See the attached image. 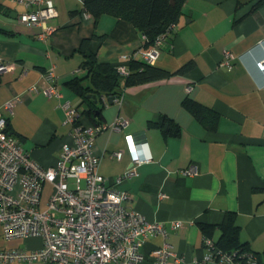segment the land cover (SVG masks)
Returning a JSON list of instances; mask_svg holds the SVG:
<instances>
[{"label": "crops", "instance_id": "0c3cea01", "mask_svg": "<svg viewBox=\"0 0 264 264\" xmlns=\"http://www.w3.org/2000/svg\"><path fill=\"white\" fill-rule=\"evenodd\" d=\"M52 1L58 15L30 26L21 20L28 12L25 4L0 0V64L9 65L0 71V104L22 97L12 114L3 113L10 132L45 167L57 165L64 144L74 145V128L65 124L60 104L70 101L79 107L80 99L66 82L83 75V40L90 41L99 61L127 68L133 61L129 56L146 48L143 35L130 22L109 14L96 20L80 9L81 0ZM258 2L188 0L183 14L187 21H179L155 62L171 74L125 88L122 107L103 104L102 123L121 116L128 125L120 132L97 135L100 174L115 185L132 170V176L116 185L128 193L124 207L140 212L148 222L163 223L168 232L167 237L157 234L144 240L141 252L147 261L152 250L166 242L177 254L168 264L202 262L211 250L200 225L217 226L227 213L236 216L240 240L264 256V70L257 65L264 59V4L256 8ZM226 50L234 56L231 66L222 64ZM50 68L61 100L29 91ZM187 97L213 110L217 119L209 115L200 121L184 104ZM161 115L179 125V134L166 136L150 124ZM133 144L139 145L140 157L151 159L135 163ZM191 166L197 167V174L182 173ZM174 222L180 227L174 229ZM0 229V250H33L41 244L38 239L7 240ZM214 231L212 239L217 241L221 232Z\"/></svg>", "mask_w": 264, "mask_h": 264}, {"label": "built area", "instance_id": "2783aa9c", "mask_svg": "<svg viewBox=\"0 0 264 264\" xmlns=\"http://www.w3.org/2000/svg\"><path fill=\"white\" fill-rule=\"evenodd\" d=\"M17 1L28 7L21 20L30 26L43 25L58 15L52 0ZM162 46L163 34L149 47L129 58L124 57L155 64ZM233 58L226 50L222 64L231 66ZM257 65L264 70V59ZM8 68V64H0V71ZM117 68L122 75L129 74V68L124 64ZM55 79L56 73L50 68L43 74L42 82L33 85L29 91H41L49 99L61 100L63 94ZM21 100V96H15L0 104V227L7 240L38 239L41 244L33 250H0V263L42 260L54 264H168L171 256H177L166 242L152 250L148 261L141 252L147 237L157 234L167 237L168 232L163 223L148 222L140 212L124 207L128 193L116 185L134 172L129 170L117 178L115 185L99 172L100 156L94 150L97 135L103 131L120 132L128 125V120L117 116L109 124H85L83 115L70 101L62 102L65 124L74 128V145L64 144L57 165L45 167L24 150L19 138L8 128L9 120L3 111L12 114L14 106ZM114 103L123 106V92L114 98ZM136 146L139 145L133 144L134 162L149 161L151 157L139 156ZM115 155L121 157L122 152ZM182 173L195 175L198 169L191 166ZM47 183L52 191L42 209ZM179 227V222L173 223L174 229ZM206 244L211 253L197 264L206 261L240 264L230 253L223 252L215 259L212 241L206 239ZM247 264H255L252 257L248 258Z\"/></svg>", "mask_w": 264, "mask_h": 264}, {"label": "trees", "instance_id": "16d2710c", "mask_svg": "<svg viewBox=\"0 0 264 264\" xmlns=\"http://www.w3.org/2000/svg\"><path fill=\"white\" fill-rule=\"evenodd\" d=\"M81 1L80 9L91 14L96 20L101 15L109 14L130 22L145 37L146 47L152 45L157 37L163 34L162 50L168 39L173 36L175 27L184 14V6L188 0ZM263 4L264 0H259L255 7ZM89 43V40H83L79 48L83 57L80 63V70L83 75L77 74L66 82V85L80 99L77 109L83 115V123L102 124L100 118L102 117L105 99L116 98L129 86L160 80L171 74L156 64H148L143 60H133L129 74L124 76L118 71L116 65L99 61L97 53L89 47ZM80 70H77L76 73ZM179 73H183V71L181 70ZM93 96H96V99ZM184 104L202 122L208 119L209 115L217 119V114L213 110L208 109L193 98L187 97ZM150 124L160 128L166 136H174L180 132L179 125L166 115H161L159 119L151 121ZM208 125L215 126L214 123H208ZM19 140L22 143L20 138ZM200 228L213 243L215 259L219 254L225 252L232 254L240 264H247L249 257H252L255 264H264V256L254 252L249 244L240 240V227L236 224V216L233 213H227L223 222L217 226L201 224ZM216 228L221 233L220 238L214 241L212 237Z\"/></svg>", "mask_w": 264, "mask_h": 264}, {"label": "rangeland", "instance_id": "374dc122", "mask_svg": "<svg viewBox=\"0 0 264 264\" xmlns=\"http://www.w3.org/2000/svg\"><path fill=\"white\" fill-rule=\"evenodd\" d=\"M187 12L189 13V10H187ZM185 17L182 16L181 18V22H186L187 21V18L186 20L184 19ZM52 191V187L50 184H45L44 186V192H43V196H42V205H41V208L43 209L45 207V204H46V201L48 199V196L50 194V192ZM1 230V229H0ZM24 240V239H23ZM29 240H32V239H29ZM24 241H28V240H24Z\"/></svg>", "mask_w": 264, "mask_h": 264}, {"label": "water", "instance_id": "95a60500", "mask_svg": "<svg viewBox=\"0 0 264 264\" xmlns=\"http://www.w3.org/2000/svg\"><path fill=\"white\" fill-rule=\"evenodd\" d=\"M93 97L96 99V96H93ZM105 103L114 104V98L110 97L108 99H105Z\"/></svg>", "mask_w": 264, "mask_h": 264}, {"label": "clouds", "instance_id": "9594fccd", "mask_svg": "<svg viewBox=\"0 0 264 264\" xmlns=\"http://www.w3.org/2000/svg\"><path fill=\"white\" fill-rule=\"evenodd\" d=\"M77 108V107H76Z\"/></svg>", "mask_w": 264, "mask_h": 264}]
</instances>
